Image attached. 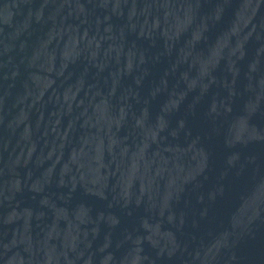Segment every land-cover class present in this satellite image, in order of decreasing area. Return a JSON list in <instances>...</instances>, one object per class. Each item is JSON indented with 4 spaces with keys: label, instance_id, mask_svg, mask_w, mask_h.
<instances>
[{
    "label": "water",
    "instance_id": "obj_1",
    "mask_svg": "<svg viewBox=\"0 0 264 264\" xmlns=\"http://www.w3.org/2000/svg\"><path fill=\"white\" fill-rule=\"evenodd\" d=\"M0 264H264V0H0Z\"/></svg>",
    "mask_w": 264,
    "mask_h": 264
}]
</instances>
